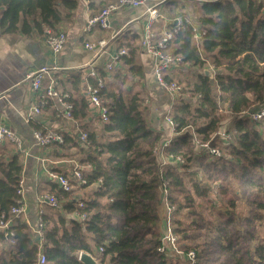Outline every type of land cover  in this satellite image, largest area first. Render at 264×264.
I'll list each match as a JSON object with an SVG mask.
<instances>
[{"label": "trees", "instance_id": "trees-1", "mask_svg": "<svg viewBox=\"0 0 264 264\" xmlns=\"http://www.w3.org/2000/svg\"><path fill=\"white\" fill-rule=\"evenodd\" d=\"M78 4L79 0H0V34L44 36L46 28L58 32L57 26L72 17ZM102 6L90 0L91 16ZM194 16L170 42L182 61L165 79L181 85L182 94L173 101L167 96L156 123L151 112L162 104L154 102L159 93L147 105L142 93L121 89L127 75L145 79L132 48L124 47L128 54L120 59L122 71L119 65L112 75L99 69L97 77H87L92 86L98 78L104 81L99 97L108 108V122H94L88 98H69L71 118H59L85 121L81 131L87 140L82 143L78 135L65 133L63 143L47 147L60 157L77 156L80 164L93 168L84 171L86 184L77 196L46 182L48 192L64 201L62 211L48 207L42 216L40 249L31 228L14 219L13 243L0 254V264H38L39 250L45 264H82L80 253L90 254L98 264H264V116L253 120L242 114L264 106V0L203 1ZM206 65L212 67L211 77L207 70L199 72ZM194 69L200 70L193 81L179 76ZM153 83L164 92L155 79ZM220 103L226 115L220 113ZM166 114L175 124L171 135L163 119ZM225 116L231 119L225 128L228 140L214 137ZM193 133L221 155L202 150ZM169 137L164 157L184 162L161 166L153 148ZM4 145L0 155L8 153ZM10 155L6 162L0 159V216L18 199L22 166L18 154ZM54 171L74 182L70 170ZM77 201L83 207H76ZM75 211L86 218L69 216ZM168 216L176 251L166 249L165 254L159 248ZM7 237L0 232V239Z\"/></svg>", "mask_w": 264, "mask_h": 264}, {"label": "crops", "instance_id": "crops-1", "mask_svg": "<svg viewBox=\"0 0 264 264\" xmlns=\"http://www.w3.org/2000/svg\"><path fill=\"white\" fill-rule=\"evenodd\" d=\"M114 1L116 0H94L97 6ZM188 3H190L188 0H169L161 10V18L153 27L154 32L159 34L163 29H172L171 24L174 25V18L184 11L187 13ZM92 14H94V9L88 8V2L79 0L77 8L72 12V17L57 26L60 31L66 34V45L56 56L51 55L45 46L44 36L35 33L26 36L21 32L0 34V124L14 131L23 143L22 152H16L13 145L5 143L4 146L8 148V153L0 155V159L6 162L11 156L10 154L19 156L26 206V214L20 219L31 228L33 242L38 247L40 242L35 233L38 212L42 211L43 216L49 207L47 204H40L38 197L51 194L46 188V182L50 180L47 179L45 171L55 172V169L62 168V170H70L71 176L75 164L83 167L85 165L71 158L60 157V153H56L51 147H39L33 138V131H40V129L64 130V134L76 135V133L82 132L81 129L85 125V121L60 120L57 113L58 107L52 101H48L41 107L39 113H33L32 108L36 106L39 97L32 91L30 83L25 78L26 73L31 69L47 66L51 70L45 77L43 86L52 84L56 89L67 93L72 99L88 98L86 90L90 69H94L96 74L99 69L106 71L104 65L109 62L108 54L112 53L119 45H123L122 48L127 47L135 50L137 63L142 67L145 79L127 75V83L121 85V89L130 93H142L147 105L150 98L159 93L160 99L154 101L162 103L156 106L158 109L164 105L168 96L164 95L160 89L158 91L153 83L152 59L143 51L141 45L142 27L145 19L143 10L122 9L112 16L108 29H96L91 34H84L82 28ZM101 39L108 43L104 53L97 55L84 48L85 43ZM117 70H123L122 64ZM117 70L111 72V75ZM105 73L110 74V72ZM91 116L94 122L96 118L98 119L95 111L91 110ZM72 192L77 196L81 190L77 188ZM60 201L64 203L63 200ZM69 216L73 217V214H69ZM7 243H11L8 237L4 241L0 239V254L7 249Z\"/></svg>", "mask_w": 264, "mask_h": 264}, {"label": "built area", "instance_id": "built-area-1", "mask_svg": "<svg viewBox=\"0 0 264 264\" xmlns=\"http://www.w3.org/2000/svg\"><path fill=\"white\" fill-rule=\"evenodd\" d=\"M169 0H116L115 2L107 3L102 6L101 10L94 16L89 17L83 28L82 32L84 34H91L96 29L106 30L109 28L110 19L114 14L125 8H135L142 9L145 15L144 24L142 27V40L141 45L143 51L149 55L153 63V76L157 85L171 97L173 101L176 97L182 94V87L176 81H167L165 75L174 69L179 68L182 61L181 56L174 54L170 49V42L172 41L174 34L177 30L183 25V18L181 14H178L174 20V27L172 29H163L159 34H156L153 30L155 23L161 18V10L164 5ZM199 2V0H195ZM209 2L215 0H202V2ZM199 35L197 32L194 34V39H198ZM44 43L51 55L56 56L59 54L66 45V34L63 31L54 32L49 28L45 29L44 32ZM108 43L106 40H98L96 42H88L84 44V48L88 51L95 52V54H101L105 52ZM127 50L124 48L115 49L109 55V62L105 66L107 72L113 71L120 65V59L122 56L127 55ZM50 68L47 66H41L37 69H31L26 73L25 78L30 83V87L34 94H37L39 101L36 106L32 108L33 113H39L41 107H43L48 101H55L56 106L58 107L57 113L59 116H62L64 119L71 118V112L73 109L72 104L69 102V95L58 89H56L52 84L43 86L45 77L49 74ZM90 76L97 77V74L94 69H90ZM104 88V81L101 78L97 79L96 86L88 85L87 86V96L89 102L92 106V111H95L98 115V118L101 122H108L109 111L108 108L103 104V100L99 97V92ZM152 113L155 117L152 120V123H156L160 117V109L155 108L152 110ZM168 113V111L166 112ZM242 114L247 115L253 120L261 119L264 116V106L257 111H248L243 112ZM163 119L167 126L170 128V135L173 132L175 124L168 114L163 116ZM62 131L57 130H45L33 131V138L36 144L39 147H47L51 144L63 143V133ZM80 141L84 143L87 140L86 133L78 132ZM194 141L199 145V147L206 151L208 154L213 156H220L221 151L218 148H212L209 145V142H199L196 135L193 133ZM219 139L228 140L230 135L225 132H218L214 135ZM170 137L162 143L161 146H156L153 148V153L160 158L161 166H164L166 163H169L173 160L172 157L165 158L163 155V149L169 144ZM9 143L14 146L16 152H22L23 143L21 139L12 131L9 127L0 124V145ZM173 164H181L184 160L180 157L172 161ZM93 168L91 164L85 165H75L71 171V176L74 182L70 180L61 173H56L53 171L46 170L47 179L55 182L58 187L66 193H70L73 190L81 187L86 184V179L83 176L84 169L89 171ZM24 186L23 180L19 181V186L16 191L18 199L16 204L13 205L8 214H3L0 216V230L5 232V235L10 237L13 236V231L10 230L11 223L14 219H20L26 214L25 198H24ZM38 202L40 204H47L50 208L61 209L63 202L58 200L55 195H42L38 197ZM76 207H83V202L79 201ZM168 215L171 211V208L168 207ZM73 217L78 220H84L86 215L83 213H78L75 211ZM35 233L40 242L39 249L44 240V231L42 223V211L38 212V219L36 222ZM13 243V240H10ZM162 246L159 248V252L166 254V249L175 250V236L172 233L171 229V220L168 216L165 221V228L161 236ZM176 251V250H175ZM46 257L39 250L38 253V264H45Z\"/></svg>", "mask_w": 264, "mask_h": 264}, {"label": "rangeland", "instance_id": "rangeland-1", "mask_svg": "<svg viewBox=\"0 0 264 264\" xmlns=\"http://www.w3.org/2000/svg\"><path fill=\"white\" fill-rule=\"evenodd\" d=\"M183 1H187V0H183ZM190 3H188V9L186 10L187 11V13L184 11V12H182L181 13V16H182V18H183V20L184 21H190V20H193V18L195 17L194 16V11H196V7H197V4L199 3V2H202V0H199V2H196L195 0H188ZM100 8V7H99ZM200 70V69H199ZM198 69H197V71H196V69H194V70H191V72H190V70H189V72L187 73V72H184V71H182L180 74H179V76L184 80V79H187V80H189V81H193L194 80V78H195V75H196V72H198L199 71ZM203 70H207L208 72H209V74H210V77H211V73L210 72H212V67H210L209 65H206L203 69H201L199 72H201V71H203ZM181 86V85H180ZM182 87V86H181ZM163 94L165 95L166 93H164L163 92ZM155 109V108H154ZM152 113V112H151ZM220 113L222 114V115H226V106H225V104L224 103H220ZM222 124H223V127H222V129L220 130V132H222V131H225L226 129L225 128H227L230 124H231V119L229 118V117H226L225 116V119L222 121ZM70 158V157H69ZM76 158H78L77 156H75V157H71V159H74L75 161H78ZM75 165H77V164H75ZM59 200V199H58ZM57 210H59V211H62V209H57ZM56 210V211H57ZM46 211V210H45ZM263 228H264V224H263ZM260 236L261 237H263V235L261 234V232H260Z\"/></svg>", "mask_w": 264, "mask_h": 264}, {"label": "water", "instance_id": "water-1", "mask_svg": "<svg viewBox=\"0 0 264 264\" xmlns=\"http://www.w3.org/2000/svg\"><path fill=\"white\" fill-rule=\"evenodd\" d=\"M84 2H89V0H83ZM207 75H210L208 71H206ZM79 261L82 264H98L95 258H93L90 254L87 253H80L79 254Z\"/></svg>", "mask_w": 264, "mask_h": 264}]
</instances>
